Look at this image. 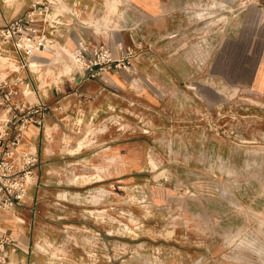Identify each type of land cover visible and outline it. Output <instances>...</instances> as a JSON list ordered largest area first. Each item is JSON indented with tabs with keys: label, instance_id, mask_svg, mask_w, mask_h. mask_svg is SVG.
<instances>
[{
	"label": "rangeland",
	"instance_id": "obj_1",
	"mask_svg": "<svg viewBox=\"0 0 264 264\" xmlns=\"http://www.w3.org/2000/svg\"><path fill=\"white\" fill-rule=\"evenodd\" d=\"M173 4L130 20L139 100L72 130L80 158L40 183L41 264H264V0Z\"/></svg>",
	"mask_w": 264,
	"mask_h": 264
},
{
	"label": "crops",
	"instance_id": "obj_2",
	"mask_svg": "<svg viewBox=\"0 0 264 264\" xmlns=\"http://www.w3.org/2000/svg\"><path fill=\"white\" fill-rule=\"evenodd\" d=\"M120 1L123 0H64L65 7L74 13L69 12L66 15V20L75 23L78 20L87 21V18L105 15L112 7L116 13L112 15L114 21L108 30L113 35L111 46L115 53H118V42L124 41L126 45L136 43V31L134 27L130 26V20L135 19V17L133 19L131 15L127 17L128 26L124 32L122 28L115 29L118 26L117 21L120 22L123 18ZM129 1L142 9L145 14L144 22L147 25H152L155 21L161 20L162 17H168L167 12H172V9H169L171 3H174L175 9L182 7L184 3V0ZM32 3L33 0H0V26L19 18H25L32 7ZM73 28L75 29L72 31L70 39L72 45L75 46L79 29L76 24ZM124 34L125 38L123 37ZM90 36L92 37V35ZM38 58L47 61L45 59H48V56L46 57L41 53ZM22 62L21 56H12L11 61L2 65L8 67L9 71L6 72L7 68H5V70H0V74L10 73L11 81L22 76L30 81L33 86H37V95L31 94L27 97L22 94L24 86H16V88L20 92L21 99H27L31 102L43 101L50 106V111L45 119L44 128L32 129L25 135L22 144L24 149L36 151L40 156L36 184L29 190L28 197L14 210H0V264L42 263L40 259L43 256L35 253V245L50 239L48 235L41 232L42 221L45 220L42 209L54 205H41L42 201L38 192L41 188L40 183L45 178L56 179L58 174L65 175L69 164L76 158H80L81 151L71 153L66 149L67 139L71 131L75 130L78 124L87 123L93 115L97 118L109 112V109L120 107L122 97L127 96L129 106L135 105L141 97V91L127 89V86L131 88L133 84L123 70L110 71L97 79L81 80L78 78L77 80H70L66 78L61 86L49 88L46 86V82L44 83L42 75L41 77L37 72L30 71L28 68L23 69ZM135 66H137L136 63ZM45 75L48 81H53L57 78L58 73L51 71ZM3 114L1 109L0 116ZM62 163L64 164L63 167L61 166Z\"/></svg>",
	"mask_w": 264,
	"mask_h": 264
},
{
	"label": "built area",
	"instance_id": "obj_3",
	"mask_svg": "<svg viewBox=\"0 0 264 264\" xmlns=\"http://www.w3.org/2000/svg\"><path fill=\"white\" fill-rule=\"evenodd\" d=\"M120 6L123 16L131 15L133 19L139 14L145 19L142 9L131 1L123 0ZM69 12L74 14L65 7L64 0H33L25 18L1 25L0 70L7 68L8 72L9 68L2 65L11 61L12 56L18 55L23 59L22 68L37 72L39 76L48 72L42 71L45 66L56 63L61 67L53 81H48L47 76H43L44 83L49 88L61 86L66 78L97 79L113 70L125 71L130 82L134 86H140L143 80L135 61L142 49V41L134 45L118 42V53H115L111 45L99 39L101 36L109 37L110 34L109 30L97 22L99 18L94 24L85 20L75 23L66 20ZM75 24L79 29L78 38L76 45L70 47L66 39L75 29ZM90 27L94 32L92 37L88 35ZM42 51L53 52L55 63L39 59ZM33 59L38 60L34 62ZM16 86H24V97L38 93L37 86H33L24 77L18 76L11 81L10 73L0 74V110L4 112L0 116V210L3 211L14 210L28 197L29 190L37 182L40 156L36 151L24 149L22 144L25 135L32 129L44 128L50 111V106L43 101L21 99ZM95 119L93 115L91 120ZM82 125H77L78 132ZM50 250L49 245L45 251L41 249L40 243L35 245V253L49 254Z\"/></svg>",
	"mask_w": 264,
	"mask_h": 264
},
{
	"label": "bare ground",
	"instance_id": "obj_4",
	"mask_svg": "<svg viewBox=\"0 0 264 264\" xmlns=\"http://www.w3.org/2000/svg\"><path fill=\"white\" fill-rule=\"evenodd\" d=\"M13 63V62H12ZM112 185H113V183H111ZM128 186V185H127ZM133 186V185H132ZM129 187V186H128ZM122 188H123V186H122ZM130 195V194H129ZM129 197V196H128ZM124 200V199H123ZM131 200H132V197H131ZM136 200V199H135ZM134 200V201H135ZM127 202V201H126ZM133 202V201H132ZM144 205V204H143Z\"/></svg>",
	"mask_w": 264,
	"mask_h": 264
}]
</instances>
